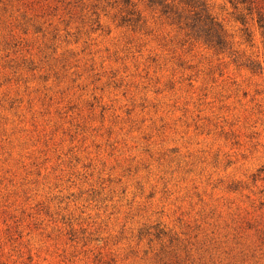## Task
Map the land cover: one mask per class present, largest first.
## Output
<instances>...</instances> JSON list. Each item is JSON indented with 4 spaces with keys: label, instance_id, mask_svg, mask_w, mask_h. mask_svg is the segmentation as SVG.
Here are the masks:
<instances>
[{
    "label": "rangeland",
    "instance_id": "rangeland-1",
    "mask_svg": "<svg viewBox=\"0 0 264 264\" xmlns=\"http://www.w3.org/2000/svg\"><path fill=\"white\" fill-rule=\"evenodd\" d=\"M200 1L224 47L150 0H0V264H264V0Z\"/></svg>",
    "mask_w": 264,
    "mask_h": 264
},
{
    "label": "trees",
    "instance_id": "trees-1",
    "mask_svg": "<svg viewBox=\"0 0 264 264\" xmlns=\"http://www.w3.org/2000/svg\"><path fill=\"white\" fill-rule=\"evenodd\" d=\"M159 3L165 14H174V19L189 29L196 37L214 46L224 47L227 44L222 24L208 11L200 0H150ZM183 5L180 7V5ZM263 19H260V22ZM264 27V23L261 24Z\"/></svg>",
    "mask_w": 264,
    "mask_h": 264
}]
</instances>
